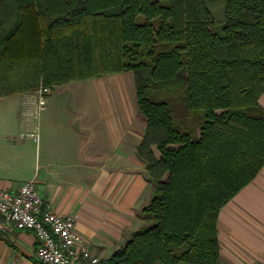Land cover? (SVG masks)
Here are the masks:
<instances>
[{"label": "trees", "instance_id": "obj_1", "mask_svg": "<svg viewBox=\"0 0 264 264\" xmlns=\"http://www.w3.org/2000/svg\"><path fill=\"white\" fill-rule=\"evenodd\" d=\"M2 1L0 98L132 74L154 182L146 227L101 264H221L218 213L264 165V0Z\"/></svg>", "mask_w": 264, "mask_h": 264}, {"label": "crops", "instance_id": "obj_2", "mask_svg": "<svg viewBox=\"0 0 264 264\" xmlns=\"http://www.w3.org/2000/svg\"><path fill=\"white\" fill-rule=\"evenodd\" d=\"M73 82H88L98 96L83 105L80 101L69 103L70 111L63 115L62 123L67 135L57 144L51 141L28 147L12 140L5 128L9 117L5 100L18 96L24 105V118L16 133L30 129L36 117L32 105L37 100L25 101L24 94L0 98V190L16 191L33 179L43 208L74 214L78 233L91 254L103 263L127 243L132 233L146 227L138 214L152 190L146 168L136 155L143 133L139 132L136 113L122 112L121 104L107 106L111 99L101 82ZM258 103L264 108V92ZM216 228L221 264H264V165L220 209ZM36 247L31 231L0 233V264H40L35 258Z\"/></svg>", "mask_w": 264, "mask_h": 264}, {"label": "rangeland", "instance_id": "obj_3", "mask_svg": "<svg viewBox=\"0 0 264 264\" xmlns=\"http://www.w3.org/2000/svg\"><path fill=\"white\" fill-rule=\"evenodd\" d=\"M210 10L215 24L220 26L223 21V7L221 2H211ZM12 23L13 17L11 16L10 7L6 2L0 0V37L8 31ZM94 79L104 85L105 94L111 99V102L108 101L109 104L107 106L119 107L121 104L120 108L122 112H127L131 115L136 113L139 132L142 131L143 133L145 130V124H143L144 118L139 114L136 108L132 74L130 72H121ZM39 90L40 89L24 94L27 98L25 101L34 102L38 100V97L45 98L46 95L49 94V91L44 93ZM95 90L97 91V89ZM95 90L89 87L88 82H73L64 86L52 88L48 97L44 99L42 108L39 109L36 117L32 119L29 127L30 129L25 133L15 132L18 123L24 118V105H22L18 96L9 98L8 100H5V109L7 113H9L8 120L5 122V128L8 130L12 140L16 139L19 142H23L28 147L48 144L51 143V141L57 144L67 135L64 131L65 129L62 127V123L64 118L63 115L67 113L68 110L70 111L71 105L69 103L72 101L75 103L76 101H80L81 105H83L84 102L88 101L87 99L98 96V93ZM102 95L103 92L101 91L99 96ZM32 107V112L35 115L38 110L37 101ZM50 122L52 125L49 124ZM52 138H54V140ZM153 152L156 156L159 155L154 147ZM146 179L152 190L154 182L153 174L147 170Z\"/></svg>", "mask_w": 264, "mask_h": 264}, {"label": "built area", "instance_id": "obj_4", "mask_svg": "<svg viewBox=\"0 0 264 264\" xmlns=\"http://www.w3.org/2000/svg\"><path fill=\"white\" fill-rule=\"evenodd\" d=\"M37 104L35 115L42 108L44 98L38 97ZM17 230H28L35 235V258L40 264H101L78 233L76 216L44 209L33 179L23 182L16 191L0 190V233Z\"/></svg>", "mask_w": 264, "mask_h": 264}]
</instances>
